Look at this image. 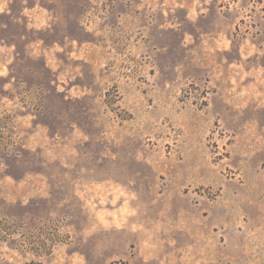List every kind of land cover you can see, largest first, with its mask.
Here are the masks:
<instances>
[{
  "label": "rangeland",
  "instance_id": "rangeland-1",
  "mask_svg": "<svg viewBox=\"0 0 264 264\" xmlns=\"http://www.w3.org/2000/svg\"><path fill=\"white\" fill-rule=\"evenodd\" d=\"M0 264H264V0H0Z\"/></svg>",
  "mask_w": 264,
  "mask_h": 264
}]
</instances>
